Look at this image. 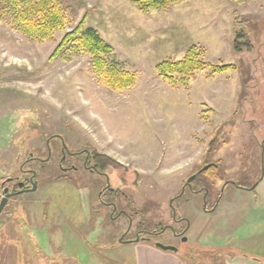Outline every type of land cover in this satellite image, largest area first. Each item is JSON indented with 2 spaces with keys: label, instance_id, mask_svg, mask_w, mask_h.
I'll use <instances>...</instances> for the list:
<instances>
[{
  "label": "rangeland",
  "instance_id": "1",
  "mask_svg": "<svg viewBox=\"0 0 264 264\" xmlns=\"http://www.w3.org/2000/svg\"><path fill=\"white\" fill-rule=\"evenodd\" d=\"M132 1L67 0V30L86 15L88 27L113 47L118 67L135 74V84L124 90L100 83L86 55L67 50L49 61L64 32L36 43L0 22V186L21 177V165L38 172L35 191L9 199L0 226H16L31 251L40 219L65 221L69 217L63 210L77 204L78 217L92 226L82 236L99 260L132 264L131 250L122 249L119 240H134L140 226L161 230L173 225L170 199L181 195L183 183L205 162L217 163V178L207 179L211 211L202 208L203 192L186 191L173 204L189 222L177 252L185 264H229L234 255L264 264V0L237 6L232 0H184L147 14ZM234 11L249 20L250 52L232 50ZM191 46L205 49L206 62L237 69L213 77L198 72L187 87L157 76L158 63L180 60ZM57 135L71 152L96 150L128 170L108 169L111 187L119 189L106 198L117 205L114 217L97 200L101 178L82 169L81 158L79 170L60 172ZM156 240L168 244L164 236ZM14 251L2 246L1 259L6 252L14 258ZM1 259L0 264H13Z\"/></svg>",
  "mask_w": 264,
  "mask_h": 264
},
{
  "label": "trees",
  "instance_id": "2",
  "mask_svg": "<svg viewBox=\"0 0 264 264\" xmlns=\"http://www.w3.org/2000/svg\"><path fill=\"white\" fill-rule=\"evenodd\" d=\"M183 1L133 0L132 4L140 12L147 14L150 11L168 10L173 5ZM246 1L256 0H232L236 6L242 5ZM70 9L67 0H0V22H5L28 41L36 43L53 41L57 32H64L63 37L49 56V61L58 59L67 50L72 51L75 55L83 54L89 57L93 73L100 83L113 90H124L132 87L136 82L135 74L118 67V64L112 59L113 47L103 40L98 31L88 27L86 15L74 28L67 30L71 23L68 13ZM248 24V18L241 16L236 11L232 13L234 29L232 50L236 54L252 51L253 43L246 33ZM205 52L203 48L191 46L180 60L166 59L158 63L155 67L156 74L172 86L187 87L190 80L198 72L208 71V76L213 77L237 69L233 64H226L222 61L217 63L206 62L204 60ZM214 142L212 140L209 146L212 147ZM90 153L92 154V164L99 171H106L110 167L128 171L122 164L108 155L96 150H91ZM206 164L210 166L191 181L193 190L202 191V188H205L209 192L207 179L215 180L217 178L218 164L205 162L204 165ZM133 173L136 178L139 177L137 172L134 171ZM1 197L2 188L0 186V199ZM4 210L0 217L4 214Z\"/></svg>",
  "mask_w": 264,
  "mask_h": 264
},
{
  "label": "crops",
  "instance_id": "3",
  "mask_svg": "<svg viewBox=\"0 0 264 264\" xmlns=\"http://www.w3.org/2000/svg\"><path fill=\"white\" fill-rule=\"evenodd\" d=\"M78 207L80 210H78ZM63 212L69 217L65 221H57L51 218L40 219L36 226L39 231L37 233L40 235L31 239V244L34 247V250L31 251L22 231L18 230L16 226L10 224L7 230L4 229V226H0V248L9 245L15 249L14 258L7 256L6 252V254L4 253L5 257L2 259H12L13 264H30V259L33 260L34 264H95V262L107 264L103 260H99L98 255L94 253L88 241L82 236V234L91 232L92 226L85 217L84 219L79 218L82 212L81 207L76 204L74 210L70 211L68 209L63 210ZM71 216H74L73 219L78 220H72ZM79 228L82 232L78 230ZM110 235L111 233L108 237ZM121 245L122 249L131 250L129 252L132 264H185L178 252L159 251L151 248V244L141 242L129 241ZM81 247H83L82 253H79L81 254L79 256L76 251ZM26 249H29L33 254H30ZM1 255L2 252H0V259ZM248 260L247 256L234 255L231 256L229 264H251ZM250 260L257 262V260Z\"/></svg>",
  "mask_w": 264,
  "mask_h": 264
},
{
  "label": "flooded vegetation",
  "instance_id": "4",
  "mask_svg": "<svg viewBox=\"0 0 264 264\" xmlns=\"http://www.w3.org/2000/svg\"><path fill=\"white\" fill-rule=\"evenodd\" d=\"M57 139L60 140V138L55 137ZM61 143V141H60ZM65 143V142H64ZM66 145V144H65ZM67 147V145H66ZM47 153H49L50 148L47 147ZM63 147L61 144V149H60V161L58 162V169L60 170V172L62 173H67L69 171H77L79 170V167L76 166V162L79 158H81V168L84 169L85 171L97 175L99 176V178H101V187L99 189V192L97 194V200L99 201V203L106 208L107 210H109V214L111 213V215L114 217L119 211L117 208V205L115 204V202L106 199L108 197L109 193H113L115 195L119 194V189L113 188L111 187V180H110V175L108 173V169H106V171H99L98 169H96L94 167V165L92 164V154L90 153V151H79V152H71L69 150V148L67 147V150H64V152H62ZM51 154V151H50ZM28 160H35L38 163L41 164H45V162H43L42 160L44 159H39L36 157H32ZM112 168V167H111ZM19 171L21 173V177H13L10 178L12 179L10 182H5V184L2 186L1 184V188L2 191L7 188L9 192H11L12 190H14L15 192H20V191H24L25 192H29L31 189V181L30 178L32 177V171L36 172L35 177L32 179L33 182L37 181V175L38 172L36 170H32V169H27L24 167V165L19 168ZM187 180V179H186ZM186 182V181H185ZM185 182L183 183V186L185 184ZM7 183L11 184V186H7ZM231 183L234 187L236 188H240L239 185L235 184V182H229ZM18 184H21V187H18ZM182 186V187H183ZM190 186L191 188H189L188 186H185L183 193L180 195V193L171 198V202H172V206H174V202L177 200V198L182 197L186 191H189L193 194H198L199 192H203V197H202V208L204 211L209 212L212 210V208H210L209 206V201L207 202V191L205 188H202V191L199 190H193L192 189V185L190 182ZM224 187H222V189H224ZM205 190V191H204ZM21 193V194H23ZM121 193V192H120ZM122 194V193H121ZM106 199V200H105ZM221 199V195L219 194L217 196L216 201L214 202V206L217 202H219ZM128 204L130 206H132V203ZM133 207V206H132ZM175 210V215L173 216V210L171 207V220L173 222V225H167L165 227H163L161 230H158L156 228H154L153 230H148L145 227H138L136 229H134V233H135V238L134 240H131V242H141V243H147V244H151V245H155V243H159L156 240V237L158 236H164L165 240H167L168 244L167 245H171L174 247H178L177 245H179L180 243L186 241V238L184 237L185 233L188 231L189 229V222L187 219L183 218L179 213L178 210L175 209V207H173ZM121 216L127 218V219H131V217L127 214L126 211H122L120 213ZM181 225V226H178ZM165 228V230H163ZM125 238V237H124ZM123 238V239H124ZM138 239V241H137ZM178 250V248H177Z\"/></svg>",
  "mask_w": 264,
  "mask_h": 264
},
{
  "label": "water",
  "instance_id": "5",
  "mask_svg": "<svg viewBox=\"0 0 264 264\" xmlns=\"http://www.w3.org/2000/svg\"><path fill=\"white\" fill-rule=\"evenodd\" d=\"M55 137L60 138V141H61V144H62V147H63L62 152H64V150L68 151V150H67V147H66V145H65V143H64L63 138H62L61 136H59V135H57V136H55ZM51 138H53V137H51ZM51 138H49V139L47 140V145H48V142H49V140H50ZM261 149H262L261 157H262V160H263V159H264V144H263V143L261 144ZM49 156H50V150H49ZM49 156H48V158H49ZM46 160H48V159H46ZM209 166H210V165H205V166H203V167H202L200 170H198L196 173H194L193 175H191L190 177H188L187 180H186V182H185V184H184V186L182 187V193H183V191H184L185 186H188L189 188H191V186H190V182H191L196 176H198V175L201 174L203 171H205ZM31 173H32V177L30 178V181H31V189H30V191L32 192V191H35V189H36V187H37V183L32 181V179H33V178L35 177V175H36V172L32 171ZM11 180H12V179L9 178V179H6L5 182H10ZM5 182L2 183V186L5 184ZM18 187H21V184H18ZM254 187H255V186L251 187L249 190L254 189ZM23 192H24V191L15 192L14 190H12L11 192H9L8 189L5 188V189L2 191V197H1V199H0V214L3 212L4 208L6 207L8 201H9V199H11L12 197L17 196V195H19V194H21V193H23ZM182 193H181V194H182ZM170 205H171V207H172V210H173V216H174V215H175V210H174V208H173V206H172V202L170 203ZM137 241H138V239H137ZM119 243L123 244V243H126V242H124L123 238H121V239L119 240ZM154 246L157 247V248H159V249H161V250H163V251L177 252V248L174 247V246H171V245H164V244H162V243H155Z\"/></svg>",
  "mask_w": 264,
  "mask_h": 264
}]
</instances>
